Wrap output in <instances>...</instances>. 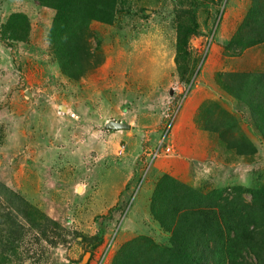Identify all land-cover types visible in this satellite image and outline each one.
Returning <instances> with one entry per match:
<instances>
[{
  "label": "rangeland",
  "instance_id": "1",
  "mask_svg": "<svg viewBox=\"0 0 264 264\" xmlns=\"http://www.w3.org/2000/svg\"><path fill=\"white\" fill-rule=\"evenodd\" d=\"M191 1L115 0L111 24L84 17L90 66L72 80L56 11L0 0V264H155L172 244L167 200L264 191V137L229 85L264 73V41L238 45L253 0H202L182 76ZM246 143L255 152L237 154Z\"/></svg>",
  "mask_w": 264,
  "mask_h": 264
},
{
  "label": "trees",
  "instance_id": "2",
  "mask_svg": "<svg viewBox=\"0 0 264 264\" xmlns=\"http://www.w3.org/2000/svg\"><path fill=\"white\" fill-rule=\"evenodd\" d=\"M34 1L56 11L54 23L59 33L57 38L61 40L60 63L64 67V74L77 80L90 66L91 58L83 45L82 31L78 25L84 17H87V21L95 19L111 24L115 0ZM188 3L183 9L187 21L177 28L175 39V60L182 76L187 70L183 59L190 53L188 41L199 34L197 10L204 2ZM251 10L253 19L244 25L243 30L248 35L238 42L240 49L264 41V0H253ZM229 85L232 95L250 108L254 124L264 137V73L231 77ZM235 150L237 154H250L256 148L246 143L236 144ZM221 190L201 195H178L165 202L159 221L170 233L172 244L165 247V255L155 264H264V191L242 187ZM243 193L253 195L252 205L245 204ZM129 264L141 263L133 260Z\"/></svg>",
  "mask_w": 264,
  "mask_h": 264
},
{
  "label": "water",
  "instance_id": "3",
  "mask_svg": "<svg viewBox=\"0 0 264 264\" xmlns=\"http://www.w3.org/2000/svg\"><path fill=\"white\" fill-rule=\"evenodd\" d=\"M105 128L107 130H123V129H129L130 126L128 124L122 123L121 121L117 120H110L105 124Z\"/></svg>",
  "mask_w": 264,
  "mask_h": 264
}]
</instances>
